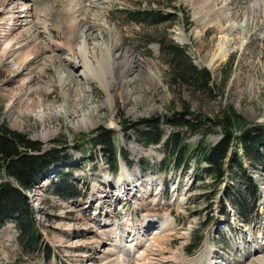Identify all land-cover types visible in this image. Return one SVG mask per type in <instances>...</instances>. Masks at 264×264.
<instances>
[{
  "label": "rangeland",
  "instance_id": "obj_1",
  "mask_svg": "<svg viewBox=\"0 0 264 264\" xmlns=\"http://www.w3.org/2000/svg\"><path fill=\"white\" fill-rule=\"evenodd\" d=\"M26 1L30 11L33 7L39 17L46 18L47 30L55 42H61L67 23L65 0ZM97 1L99 5L91 13L97 14L98 23L104 20L105 26L89 31L82 28L72 39L73 52L83 44L80 35L90 45L95 42L116 45L109 51L111 58L107 57L102 64V72L98 76L96 72L94 79L86 83L77 75L81 68L72 67L70 70L78 78L67 81V85L59 82L58 75L64 68L58 62L49 63L48 58L54 54L65 58V46L63 52L56 45L50 46L20 74L11 73L10 63L0 59V121L41 143L42 149L52 142L58 143L60 149L62 145V153L69 156L64 163L52 165L43 180L25 191L40 233L39 253H23L18 242L19 232L12 221H7L0 227V264H135L136 259L127 254H118L120 262L114 260L115 253L110 248L107 254H99L101 247H105L104 251L111 246L104 243L100 247L99 241L97 245L95 232L103 231L106 237L111 226L100 227L99 216L93 219L98 209H103L102 215L107 214L106 218L120 222L122 234L128 230L126 217L136 227L145 218L149 221L145 226H150L151 220L160 221L164 214L173 219L163 236L155 235L156 224L142 233L148 240V252L138 264H149L146 261L149 257L164 264H191L192 258L208 247L212 251L210 261L215 264H264L260 258L264 252H254L256 246L264 248V156L262 162L252 164L243 160L256 189L253 196L246 191L241 209L233 199L236 188L245 190L238 175L227 169L224 181L218 185L204 173L206 164L196 158L193 150L187 153V164L177 165L175 156H168L161 143L143 144L137 135L141 126H135L143 119L159 118L164 132L161 142L176 133L190 149L201 140L206 145L215 143L221 138L222 130L214 126L212 132L203 136L168 123L183 110L215 120L222 109L230 107L247 124L263 126L264 0ZM139 8L150 9L154 14L144 24L130 18V13ZM0 22V26L12 27L15 21ZM37 27V34L35 30L21 31L20 37L29 39L36 34L38 39L45 40L44 26ZM160 39H171L186 47L197 67L210 70L212 90L171 84ZM224 48L228 52H222ZM212 57L215 62L209 66ZM37 65L44 68L40 75L35 74ZM26 71L37 76L28 83L31 92L37 90L40 96L36 95L44 103H54L56 109L40 114L41 106L26 107L25 102L36 99L30 95L32 99L28 100L30 96L25 93L11 99L19 91ZM45 84L50 88L48 96L40 88ZM100 127L114 133L113 142L119 151L113 165L108 162L109 156L102 145L90 143L92 132ZM260 150L264 154V146ZM236 151L232 147L229 155ZM122 165L127 168L130 181L137 180L142 183L141 187L144 185L146 203L157 198L154 203L141 205L127 186L120 193V184H127ZM59 175L76 188L77 196L62 198L55 193ZM4 180L12 182L13 179L0 171V182ZM45 250L48 255L44 258Z\"/></svg>",
  "mask_w": 264,
  "mask_h": 264
},
{
  "label": "trees",
  "instance_id": "obj_2",
  "mask_svg": "<svg viewBox=\"0 0 264 264\" xmlns=\"http://www.w3.org/2000/svg\"><path fill=\"white\" fill-rule=\"evenodd\" d=\"M152 15V10L139 8L130 13V18L137 24H144ZM159 46L169 68L171 84L212 90V72L205 67H197L188 55L186 47L174 43L171 39H160ZM227 75L225 72L224 79ZM168 123L191 133L200 132L203 136L212 132L214 126L221 127L222 136L218 141L206 145L201 140L195 148L190 149V145L182 142L176 133L169 134L161 142L164 132L160 128L159 118H146L135 125L141 126L137 129V135L143 144L161 143L168 156H175L177 165L187 164V153L193 150L196 158L206 164L204 173L218 185L224 181L227 169L233 175H238L245 190L236 188L233 192L230 185H227V189L233 192L236 207L244 208L242 197L246 198V191L253 196L256 185L244 167L243 160H247L249 164L262 162L264 154L260 147L264 146V125L247 124L245 119L230 107L222 109L215 120L183 110ZM235 131H238V134H234ZM113 135L111 130L100 127L92 132L90 141L92 146L99 144L104 147L103 150L109 156L108 162L112 165L119 151L113 142ZM41 146V143L31 140L24 133L9 129L4 121H0V171L13 179L12 182H0V227L7 221L15 224L19 232L21 251L27 255L39 253L41 239L35 226V212L25 191L42 179L52 165L64 163L69 158L67 154L62 153L64 148L61 145L60 149L58 143L52 142L45 149ZM232 147H236L237 151L230 156ZM224 163H227L225 167ZM59 178L54 185L57 195L62 198L78 195L76 188L66 177L59 175ZM47 255V250L43 251V257Z\"/></svg>",
  "mask_w": 264,
  "mask_h": 264
},
{
  "label": "bare ground",
  "instance_id": "obj_3",
  "mask_svg": "<svg viewBox=\"0 0 264 264\" xmlns=\"http://www.w3.org/2000/svg\"><path fill=\"white\" fill-rule=\"evenodd\" d=\"M99 5L97 0H65L64 4V10H65V18L67 20V23L65 24L64 32H63V38L61 42H55V40L51 37L49 31L47 30L48 26V21L46 18H41L39 17L33 10V7L31 8V11L29 10V6L26 0H0V15L3 16V19H0V21H9L10 24L14 22V26H0V59L5 60L9 66H10V71L13 74H20L22 71L25 70L26 66L31 62V60L35 59L37 56H39L43 51L47 50L50 48V46H55L56 49L60 50L61 52L64 51L63 47H67L65 50L66 52V57L61 59L57 54H54L53 56L48 58L49 63H54L58 62L59 65H62L64 68L62 70V73L58 75V80L60 83L63 84H68L67 81H71L72 78H78L81 77L86 83L88 82L87 80H91L92 78L94 79V75L97 76L98 73L102 72L103 67L102 64L105 63L107 57L111 58V53L109 52L111 49L115 48L116 45L110 44L108 42H95L93 44H88L86 39H84L83 35H80L81 38H83V43L76 52L72 51V39H74V34H78L79 30L82 28L85 29L87 28L88 31L95 28L96 26H105L106 22L104 20L96 21V13L94 12L93 14L91 11L93 10L92 8L94 6ZM19 14H23V16H19ZM32 17L31 20L27 19L28 17ZM24 17L26 19L21 20ZM18 21V22H16ZM3 22V23H4ZM18 23V24H16ZM2 24V22H0ZM43 25V33L47 35L45 37V40L43 39H38L39 37L36 35L37 34V29L38 25ZM26 27V28H25ZM32 30L36 31V34H33V36L29 39H24L23 37L21 38L20 35H22V32H32ZM19 33L18 35H16ZM20 31V32H19ZM22 31V32H21ZM245 33L248 34L246 30H244ZM90 35H86V37H89ZM85 37V38H86ZM227 42V41H226ZM241 46V45H240ZM222 52L226 53L228 52V48H224ZM215 62V57H212L208 61L209 66H213ZM41 65H43L42 62H39ZM39 64V65H40ZM37 65V70L35 74H41L43 72L42 68L43 66ZM105 66V65H104ZM72 67H80L81 70L75 75L74 72L70 70ZM32 71L27 72L24 74L21 82H20V89L19 91H16L14 95L12 96L11 99L18 98L20 97L21 93H25L27 96H34L32 97L33 99H36L34 102L33 100L31 102H25V106H41V109L38 110L40 114H45V112L51 111L56 109V105L54 103H44V100L40 99V95L38 91L36 90L35 92H31L30 88L28 87V83L31 81H34V79H37V76L35 75ZM106 79V78H105ZM104 79V80H105ZM126 84L128 83L125 82ZM66 84V85H67ZM40 88L42 91L45 93L46 96L49 95V87L48 85H41ZM70 89V88H69ZM38 93L39 96L36 94ZM13 94V93H12ZM28 97L27 99L30 100L32 99ZM17 101V100H16ZM35 103V104H34ZM34 104V105H32ZM62 108V107H60ZM110 125L113 126V123H110ZM122 176L127 177V184L122 182L121 189L122 191L120 192L121 194L126 191L125 186L129 187V191L133 192L134 195H137V199L140 201L141 205H146V204H152L157 200V198H153L150 203H146V200L144 199L143 196V187L142 183H138L137 180H134V182L130 181L131 177L128 175V170L125 167V165H122L121 168ZM123 181V179L121 180ZM119 185V184H118ZM139 191V192H138ZM138 193V194H136ZM160 192H157L156 194L159 195ZM117 199V196L115 200ZM158 203V201H156ZM154 205V204H153ZM102 210L103 209H98L96 210V213L93 215V219L97 220L98 216L99 218H106L105 216L107 214L102 215ZM125 216H128L125 214ZM127 221H130V217H126ZM160 221H152L151 224L149 225L148 219H144L140 222L138 227L134 228V225L128 224V230H126V234L119 233V227L118 224L120 222L117 221H110V222H103L102 224L110 223L111 228L107 231V236L105 237L104 232H95L94 238H95V243L99 245L100 247L102 245H109L111 247H108L103 251L105 247H101L99 249V254L100 252H103L102 254H107L110 250L115 253L114 260L121 261L119 260V256L124 254L130 255L132 259H136L134 261L135 264H138V261H141L142 259L146 258V253L147 248H146V242L148 241L146 239V236H144V232H146L151 225H155L156 231L155 235L157 234V237L163 236V233H165V229H168L172 226L173 224V219L169 216V214H164ZM145 224H147L145 226ZM170 224V225H169ZM145 227V228H144ZM144 230V231H142ZM165 230V231H164ZM141 231V232H140ZM162 233V234H160ZM152 239V238H151ZM104 240V241H103ZM154 241V240H153ZM153 241L151 243H153ZM150 243V244H151ZM124 245L127 247L124 248ZM141 246H144L143 248ZM107 247V246H106ZM207 247V246H206ZM138 248H142L140 252L136 251ZM257 248V249H256ZM263 250H262V249ZM125 250V252H124ZM257 250V251H255ZM254 252H264V248L262 246H256ZM147 251V252H146ZM119 252V253H118ZM146 252V253H145ZM113 253V254H114ZM120 254V255H118ZM212 254L211 248H204L200 250L195 257L192 258V263L194 264H215L214 262L210 261V255ZM253 254V253H252ZM250 254V255H252ZM153 257V256H152ZM252 257V256H251ZM150 258V257H149ZM146 259V261L149 264H164L162 263L163 261H153L152 259ZM260 258L264 259V254L262 253ZM138 262V263H137ZM143 262V261H142ZM188 262V261H187ZM190 262V261H189ZM120 264H122L120 262ZM145 264V263H144Z\"/></svg>",
  "mask_w": 264,
  "mask_h": 264
}]
</instances>
